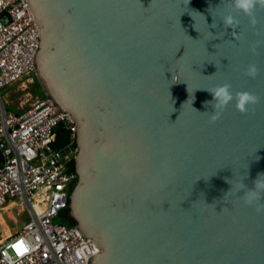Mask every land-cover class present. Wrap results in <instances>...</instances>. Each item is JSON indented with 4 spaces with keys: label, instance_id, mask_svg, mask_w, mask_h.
Listing matches in <instances>:
<instances>
[{
    "label": "water",
    "instance_id": "water-1",
    "mask_svg": "<svg viewBox=\"0 0 264 264\" xmlns=\"http://www.w3.org/2000/svg\"><path fill=\"white\" fill-rule=\"evenodd\" d=\"M27 2L35 77L76 123L68 209L100 249L89 264H264V7L253 26L235 0ZM225 83L260 101L213 123Z\"/></svg>",
    "mask_w": 264,
    "mask_h": 264
},
{
    "label": "built area",
    "instance_id": "built-area-1",
    "mask_svg": "<svg viewBox=\"0 0 264 264\" xmlns=\"http://www.w3.org/2000/svg\"><path fill=\"white\" fill-rule=\"evenodd\" d=\"M0 90L35 72L39 26L27 0H0ZM58 127L70 140L55 146ZM76 123L48 99L14 112L0 95V210L16 205L28 219L0 237V264H89L100 249L77 223L65 224L77 182Z\"/></svg>",
    "mask_w": 264,
    "mask_h": 264
},
{
    "label": "clouds",
    "instance_id": "clouds-1",
    "mask_svg": "<svg viewBox=\"0 0 264 264\" xmlns=\"http://www.w3.org/2000/svg\"><path fill=\"white\" fill-rule=\"evenodd\" d=\"M258 4L261 7H264V0H235V7L252 17L251 24L253 26L257 23V20L255 19L253 13V9ZM238 23L239 22L235 20L234 17H232L231 15L223 18V25L225 28H230L234 24ZM213 25L215 26V22H213ZM258 73L259 69L256 65H249L245 74L251 78H255ZM230 89L231 85L225 83L223 85H218L212 90H207L213 97L212 101L205 102V106H208L210 104L214 109L213 114L210 117L211 122L214 123L219 119L222 111L227 107L230 102L233 101V99H235L236 101V109L242 114L247 113L249 111L250 106H254L260 101V97L255 93L249 91H240L233 94ZM261 177H264V174H260L258 178L253 182L254 187L264 186V183H262L261 181ZM254 200H259L257 193L254 191H249V193L246 194L244 203L249 206H252ZM255 210L257 211V213L264 211V203H256Z\"/></svg>",
    "mask_w": 264,
    "mask_h": 264
},
{
    "label": "rangeland",
    "instance_id": "rangeland-1",
    "mask_svg": "<svg viewBox=\"0 0 264 264\" xmlns=\"http://www.w3.org/2000/svg\"><path fill=\"white\" fill-rule=\"evenodd\" d=\"M33 76L7 85L0 90V95L8 109L21 112L38 100L43 99L39 94L33 92L36 86ZM6 206H10V208L0 210V237L6 235V231H8L7 234H14L28 219L27 214L16 205L6 204Z\"/></svg>",
    "mask_w": 264,
    "mask_h": 264
},
{
    "label": "trees",
    "instance_id": "trees-1",
    "mask_svg": "<svg viewBox=\"0 0 264 264\" xmlns=\"http://www.w3.org/2000/svg\"><path fill=\"white\" fill-rule=\"evenodd\" d=\"M33 77H34V80H35V83H36V86H35V89H33V92L39 94L41 97H43V99H46L47 97H46L44 91L42 90L40 84L38 83L35 75ZM16 113H18V112H16ZM56 131H57L56 143H55L56 147L62 146L64 144H66L70 140V132H68L67 130L63 129L62 127H58L56 129ZM74 144L76 145V141L74 142ZM71 169L75 170V162L74 161H73V163L71 165ZM62 221L65 224H74V223H76L75 220L70 216L69 209H67V212L65 214H63Z\"/></svg>",
    "mask_w": 264,
    "mask_h": 264
},
{
    "label": "flooded vegetation",
    "instance_id": "flooded-vegetation-1",
    "mask_svg": "<svg viewBox=\"0 0 264 264\" xmlns=\"http://www.w3.org/2000/svg\"><path fill=\"white\" fill-rule=\"evenodd\" d=\"M75 171H76V164H75ZM77 173V172H76ZM77 181H78V174H77ZM77 183V182H76ZM76 183H75V185H74V187L76 186ZM74 187H73V189H74ZM72 189V190H73Z\"/></svg>",
    "mask_w": 264,
    "mask_h": 264
},
{
    "label": "bare ground",
    "instance_id": "bare-ground-1",
    "mask_svg": "<svg viewBox=\"0 0 264 264\" xmlns=\"http://www.w3.org/2000/svg\"><path fill=\"white\" fill-rule=\"evenodd\" d=\"M10 208V206H6L4 209L8 210ZM6 234L8 233V231L5 232Z\"/></svg>",
    "mask_w": 264,
    "mask_h": 264
}]
</instances>
